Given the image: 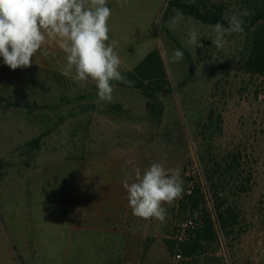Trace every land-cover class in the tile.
<instances>
[{
	"label": "rangeland",
	"instance_id": "374dc122",
	"mask_svg": "<svg viewBox=\"0 0 264 264\" xmlns=\"http://www.w3.org/2000/svg\"><path fill=\"white\" fill-rule=\"evenodd\" d=\"M164 1L108 0L109 35L115 41L121 73L131 69L157 45L165 74L173 86L190 77L182 88L161 98L164 106L161 123L154 131L149 130L148 137L140 135L132 143H103L95 135L100 127H91V116L95 113L77 114L78 105L71 103L59 108L60 114L70 112L71 116L43 138L41 150L29 168H20L22 159L16 147L42 132L47 126L45 120L41 113L31 117L16 109L0 119V159L12 164L8 176L0 182V264H172L175 250L169 251L164 240L171 241L173 227L189 220L187 211L177 210V200L171 206L163 205L167 213L163 222L135 217L128 206L120 215L130 221L126 238L101 230L103 225L104 228L110 225V221L104 222L103 214H95L98 216L95 223H88L87 216L92 217L100 202L108 200L111 204L107 210L117 213L125 197L122 181L129 178L131 183L132 171L143 172L153 163H162L170 171L178 169L181 180L195 164V178L204 179L212 196L206 177L210 173L206 172L207 164H213L220 172L236 151L240 153L241 175L237 183L229 184L240 183L247 188L245 193L233 197L239 216L237 224L226 238L214 221V243L184 264H264V86L259 88L257 78H249L236 67L241 48L239 35L226 34L223 46L216 47L212 44L215 26L175 13L168 29L175 42L191 56L195 69L189 75L184 55L179 61L173 58L178 47L165 40L157 26ZM212 1L228 5L227 18L237 11V0ZM192 30L198 33L202 47L189 43ZM37 54L41 64L16 70H11L0 57V94L29 98L26 79L32 73H37L35 81L42 85L45 97L93 94L96 90L91 80L81 87L63 74L66 54L55 44L42 47ZM202 64H210L218 71L214 78L201 73ZM143 101L137 91L113 88L111 102L103 101L102 105L118 103L125 108L129 105L133 112L141 109ZM117 146L133 152L139 168L122 163L117 177L107 172L101 177H105L104 182L87 185L85 157H95ZM146 155L143 163L141 158ZM98 161L93 160L94 170L101 173L107 170L109 162ZM105 184L109 188L100 199ZM82 196L89 201L80 199ZM77 198L81 206H87L81 207L83 216L74 209ZM212 200L210 204L203 199L201 207L213 218V196ZM138 231L140 234L135 235ZM123 247L125 254L121 253ZM139 247L148 248L150 253L137 254Z\"/></svg>",
	"mask_w": 264,
	"mask_h": 264
},
{
	"label": "trees",
	"instance_id": "16d2710c",
	"mask_svg": "<svg viewBox=\"0 0 264 264\" xmlns=\"http://www.w3.org/2000/svg\"><path fill=\"white\" fill-rule=\"evenodd\" d=\"M236 5L237 11L234 15L239 16L244 10L249 13L248 16L242 17L244 31L235 33L241 37V48L236 67L238 71L249 78H257L259 88H261V85L264 86V0H237ZM175 13L190 17L203 25L215 26L220 23L227 26L230 20L227 18L228 5L223 1L212 0H165L162 4L157 16V26L163 33L164 39L172 41L183 52L184 64L188 67L190 75L195 69L191 56L175 42L168 29V24ZM201 73L206 78L212 79L218 71L210 64H202ZM24 75L26 74L24 73ZM121 75L126 82L113 81L112 87L137 91L144 100L145 117L153 126L160 123L163 113L161 98L171 94L174 89L182 88L190 79L189 76L184 77L177 86H173L165 74L158 47L147 52L136 65ZM52 76L53 79L58 80L56 75ZM36 78H38L37 73H32L26 79V86L30 90L29 98H22L21 96L22 99H18L9 94H0V119L16 109L24 111L27 116L31 117L41 113L40 116L44 118L47 125L37 136L16 147V152L22 159L20 168H29L28 166L41 150L43 138L57 129L65 118L71 115L70 112L64 115L60 114V107L76 103L78 104L77 112L84 113L86 111H98L100 109L96 104H103V101H98L97 88L93 94L80 93L75 96L45 97L42 85L35 81ZM262 88L264 91V87ZM254 94L256 95L257 91ZM103 109L110 114L122 112L119 104L107 105ZM45 111L50 114H44ZM211 115L210 112L209 116ZM239 158L240 153L236 151L230 158L229 164L226 163V167L220 172L219 168H213V164H207L206 172L210 173L206 174V177L214 197L213 218L209 212L201 207L203 197L197 183L192 187L189 195H185L183 191L181 198L177 200V210L179 212L187 211L189 219L192 218L193 214H197V219H191L193 226L184 230L180 240H164L169 251L175 250L174 252H178L186 261L200 256L205 247L213 244L216 240L214 221L218 224L222 235L226 238L229 237L239 217L233 197L237 193L247 191V188L240 183H238L239 186L232 184L237 183L241 175L238 171L240 168ZM10 166L12 164L9 161L0 159V182H3L8 176ZM188 179L182 180L184 190ZM243 181L246 182L247 178H244ZM229 182H232L231 185ZM229 196L231 197L230 200L228 199ZM196 221H198L197 224H195Z\"/></svg>",
	"mask_w": 264,
	"mask_h": 264
},
{
	"label": "clouds",
	"instance_id": "9594fccd",
	"mask_svg": "<svg viewBox=\"0 0 264 264\" xmlns=\"http://www.w3.org/2000/svg\"><path fill=\"white\" fill-rule=\"evenodd\" d=\"M244 10L233 15L228 25L217 23L212 44L223 46L225 35L242 33ZM108 0H0V57L11 70L29 68L33 57L44 46L55 44L66 54L63 74L83 87L91 80L97 88L98 101L111 102L112 82H126L120 72L121 60L110 40ZM189 43L200 46L195 30ZM179 61L183 52L174 50ZM74 73V74H73ZM128 205L135 217L163 222L166 209L183 194L179 170H167L162 163H153L135 179L122 181Z\"/></svg>",
	"mask_w": 264,
	"mask_h": 264
},
{
	"label": "crops",
	"instance_id": "0c3cea01",
	"mask_svg": "<svg viewBox=\"0 0 264 264\" xmlns=\"http://www.w3.org/2000/svg\"><path fill=\"white\" fill-rule=\"evenodd\" d=\"M155 47H157V45H155ZM41 63H42V59L36 53L35 56L33 57L32 64H41ZM122 90H127V89H122ZM161 102H162V100H161ZM115 104H118V103H115ZM162 104H163V102H162ZM107 105H110V104L102 105V104L97 103L96 106L100 109L98 111H86L84 113H78L76 111L77 114H85V113H89V112L95 113V114H93V116H91L92 117L91 127H97V126L100 127V129H98L100 132L98 131V133H96L95 135H96V137H99L100 141H102L103 143H107V142L108 143H112V142L113 143H126V142L132 143V142H135V140L137 138H139L140 135H145L148 137L149 136V130L153 129V131H154V129L160 125L161 119L163 116V113H162L160 123L157 126H153L145 117L144 101H143L141 109H139V110L133 109L134 110L133 112L131 111L129 105H128L129 107L127 106L126 108L120 106L122 112L119 114L118 113L110 114L108 112H105L103 108L106 107ZM163 112H164V106H163ZM94 115H96V116H94ZM142 122L144 123V126H141ZM142 127H144V129ZM105 131H108V133H106ZM116 145H118V144H116ZM86 155H88V154H86ZM88 156L85 157L86 158L85 161H86V165H87L86 169L88 170V173H89V178L86 180V183H87V185H90V186L92 184L94 185L99 180H102L104 182L105 177H103V178H101V177L103 175L106 176L107 172H108V174H112L113 177L114 176L117 177L118 175H120L119 166L122 163L134 164L135 169L139 168V166H137L138 162L135 163V161H134L133 152L129 151L128 148H126V147L117 146V147H114V149L111 148V149H108L107 151H103L102 153H100L99 155H97L95 157H93L92 155H90L89 157ZM143 157L144 158H141V160L143 161V163H145V161L147 160L148 157H147V155L143 156ZM94 159H99L100 161H98V162H101V163L103 160H107L109 162V166H108L107 170L106 169L102 170V173L94 170V167H93V160ZM103 164H105V163H103ZM135 171H132V173L129 174V176H131L132 180L135 179ZM108 185L109 184H105L101 188L100 199H102L106 195L107 190L109 188ZM122 189L125 191L124 192L125 197H124L123 204L121 205V207L119 208L117 213H113V212L111 213L110 211L107 210V206H109L111 204L109 200L107 202H100L99 207H97V210H95L93 212L92 217L90 215H89V217L87 216V218H88L87 221H88V223L98 222V216L95 214H99V213L103 214L104 220H105L104 222L110 221L109 222L110 225L107 226L106 228H104V225H103L101 230L106 231L107 233H109L111 235L112 234H114V235L119 234L120 237L126 238L127 234L130 233V231H129L130 230V221L128 220L127 217L123 218L120 215L123 214V212L127 209V207L129 205H128V200H127V192L123 187H122ZM80 199L88 200V197L82 196V197H80ZM75 206L76 207L74 209H76V208L78 209L77 212L80 214L79 216H83L84 213L82 212L81 207L87 208V206H85V205L81 206V203L79 202L78 198L75 201ZM110 218H111V220H109ZM141 226H142V224L140 223L138 225V228L140 229ZM137 234H140V232L138 231V233H135V235H137ZM148 251H149L148 248L139 247L137 254H140V255L146 254ZM121 253L122 254L126 253V249L124 247L122 248ZM148 253H150V252H148ZM136 264H139V263L136 262Z\"/></svg>",
	"mask_w": 264,
	"mask_h": 264
},
{
	"label": "built area",
	"instance_id": "2783aa9c",
	"mask_svg": "<svg viewBox=\"0 0 264 264\" xmlns=\"http://www.w3.org/2000/svg\"><path fill=\"white\" fill-rule=\"evenodd\" d=\"M193 166L194 167L192 168L190 174L186 177L189 179L186 183L184 193H185V195H189L191 193L192 187H194V185H196V183H197L203 199L206 200L208 203L212 204L213 200H212V196L209 192V189L207 187V184L202 177H198L197 179L195 178V175H194L195 169H196L195 164ZM179 199H177V200H179ZM191 219L196 220L197 214H193ZM191 219H189L187 222H185V224H183L180 227L174 226L170 237L172 239L180 240L183 236L184 230L187 229L188 227L193 226ZM197 223H198V221H196L195 224H197ZM185 260L186 259H184L178 252H174V254L172 256V264H184Z\"/></svg>",
	"mask_w": 264,
	"mask_h": 264
}]
</instances>
